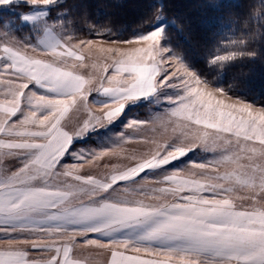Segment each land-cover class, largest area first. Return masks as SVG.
<instances>
[{"label": "snow or ice", "instance_id": "6c2138e0", "mask_svg": "<svg viewBox=\"0 0 264 264\" xmlns=\"http://www.w3.org/2000/svg\"><path fill=\"white\" fill-rule=\"evenodd\" d=\"M0 264H264V0H0Z\"/></svg>", "mask_w": 264, "mask_h": 264}, {"label": "rangeland", "instance_id": "374dc122", "mask_svg": "<svg viewBox=\"0 0 264 264\" xmlns=\"http://www.w3.org/2000/svg\"><path fill=\"white\" fill-rule=\"evenodd\" d=\"M163 92L160 96H163ZM165 104V101L158 98L155 94L148 98H139L133 102H130L124 112L121 114L117 120L112 121L110 124L92 129L83 137L74 138V143H78L80 148L88 147H99L101 145L107 146L109 143L115 142L117 139L116 134L124 129V125L127 123L128 117H141L145 114V110L151 105L153 110H160L161 105ZM208 153L202 152L199 148L192 149L184 156L180 158V163L177 164L176 161L171 162L174 166H180L181 164H187L190 160H202L206 158ZM160 169L156 170H146L149 174H154L159 172Z\"/></svg>", "mask_w": 264, "mask_h": 264}]
</instances>
